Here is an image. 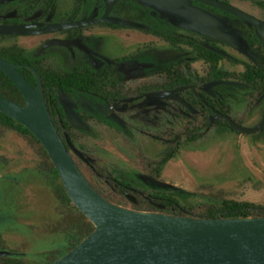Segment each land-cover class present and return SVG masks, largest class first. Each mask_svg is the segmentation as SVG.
Listing matches in <instances>:
<instances>
[{
  "label": "flooded vegetation",
  "instance_id": "flooded-vegetation-1",
  "mask_svg": "<svg viewBox=\"0 0 264 264\" xmlns=\"http://www.w3.org/2000/svg\"><path fill=\"white\" fill-rule=\"evenodd\" d=\"M188 1L205 17L140 0H0V26L25 31L0 35V59L32 88L31 69L38 74L58 135L105 200L206 218L233 201L195 212L194 194L153 181L206 138L264 144V0ZM146 142L152 149L142 150ZM90 145L118 149L137 164L99 169ZM90 177L130 202L112 201Z\"/></svg>",
  "mask_w": 264,
  "mask_h": 264
},
{
  "label": "water",
  "instance_id": "water-1",
  "mask_svg": "<svg viewBox=\"0 0 264 264\" xmlns=\"http://www.w3.org/2000/svg\"><path fill=\"white\" fill-rule=\"evenodd\" d=\"M140 1L183 18L205 17L188 0ZM24 33L21 28L0 26V35ZM16 68L0 59V71L18 89L24 105L0 97V113L37 140L68 200L93 227L78 245L49 264H264V216H172L134 211L105 200L81 175L58 135L38 74L31 69L36 79L32 88ZM6 254L0 252V256Z\"/></svg>",
  "mask_w": 264,
  "mask_h": 264
},
{
  "label": "rangeland",
  "instance_id": "rangeland-1",
  "mask_svg": "<svg viewBox=\"0 0 264 264\" xmlns=\"http://www.w3.org/2000/svg\"><path fill=\"white\" fill-rule=\"evenodd\" d=\"M243 143L215 136L192 144L191 151L166 165L161 181L194 194L188 203L195 212L223 199L252 204L261 209L254 214L264 213V144ZM89 148L99 169L137 164L113 147ZM141 148L152 146L146 142ZM39 164L31 144L0 128V252L8 254L0 256V264H49L66 253L64 207L38 173ZM90 179L112 201L130 202L104 181Z\"/></svg>",
  "mask_w": 264,
  "mask_h": 264
},
{
  "label": "trees",
  "instance_id": "trees-1",
  "mask_svg": "<svg viewBox=\"0 0 264 264\" xmlns=\"http://www.w3.org/2000/svg\"><path fill=\"white\" fill-rule=\"evenodd\" d=\"M0 96L17 104L23 103V99L19 91L1 71ZM0 128L15 133L18 137L26 140L32 145L40 161V164L36 166L38 173L41 172V174H44L45 181L53 191L54 197L64 207L63 224L65 225L66 239L69 238L70 249L74 248L93 230L92 225L68 200L56 170L53 168V165L49 161L44 149L31 135V133L22 125L2 113H0ZM253 210L257 209L251 204L223 202L220 208L208 210L205 217L217 218L218 215H220L219 217L264 216V213L253 215ZM67 251H69V249Z\"/></svg>",
  "mask_w": 264,
  "mask_h": 264
}]
</instances>
